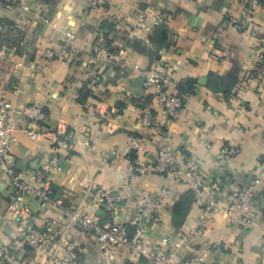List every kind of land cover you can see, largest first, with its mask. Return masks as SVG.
Segmentation results:
<instances>
[{
  "label": "crops",
  "instance_id": "crops-1",
  "mask_svg": "<svg viewBox=\"0 0 264 264\" xmlns=\"http://www.w3.org/2000/svg\"><path fill=\"white\" fill-rule=\"evenodd\" d=\"M246 1L115 0L98 9L85 0L0 2V47L12 49L0 61V98L10 100L15 110L42 104L44 129L54 133L64 125L71 136L70 147L62 151V170L51 176L55 198L66 207L99 214L104 222L129 225L136 219L135 204L117 207L116 213L96 209L91 191L124 187L136 163L149 162L161 149L175 153L181 165L195 157L202 173L217 183L220 208L206 217L205 238L194 241L210 248L206 264H264V62L254 56L264 37V0L247 34L235 26ZM141 13L146 17L142 28L137 26ZM66 28L75 39L65 61L47 59L45 50H59ZM100 34L109 38L113 56L96 66L91 47ZM156 68L171 73L168 90L184 102L173 121L164 120L161 106L144 87L147 74ZM94 74L98 84L90 87ZM146 106L157 117L158 128L142 126ZM131 134L144 150L126 158L123 151ZM52 144L49 139L35 143L18 133L11 149L18 172L43 169ZM224 148L234 154L220 160ZM256 179L262 184L254 227L231 224L225 209L242 186ZM132 185L133 199L147 191L162 204L158 217L144 222L145 245L153 251L170 238L176 261H187L190 249L174 245L199 219L207 192L187 177L138 176ZM162 188L174 189L176 196H160ZM14 197L0 174V247L10 249L0 264H102L92 235L59 219L60 208H42L38 199L27 196L29 226L53 225L56 235L41 253H32L17 231ZM120 264L153 262L125 249Z\"/></svg>",
  "mask_w": 264,
  "mask_h": 264
},
{
  "label": "built area",
  "instance_id": "built-area-1",
  "mask_svg": "<svg viewBox=\"0 0 264 264\" xmlns=\"http://www.w3.org/2000/svg\"><path fill=\"white\" fill-rule=\"evenodd\" d=\"M15 1V0H0ZM115 0H85V3L92 9L107 8ZM244 9L241 11L235 26L239 32L249 33L254 26V14L261 4L259 0H247ZM146 17L139 14L137 26L142 28L145 25ZM75 39L71 29H64L62 45L59 50L48 48L44 56L47 59L65 61L69 47ZM12 49L0 47V61L6 59ZM92 62L99 66L113 56L109 38L100 34L94 40L91 47ZM254 56L264 62V37L261 38V47L257 49ZM171 83V73L164 68H156L150 71L145 80V90L154 97L156 103L162 108V115L166 122L176 119L184 107V102L179 95L171 94L168 87ZM98 84V75L94 74L89 86L95 87ZM17 93V92H15ZM47 119L45 107L39 103H31L21 109H14L12 102L0 98V174L1 178L14 191V203L11 210L18 217L17 231L22 236L24 244L34 253H41L47 245L55 242L56 235L53 225L45 227L29 226L32 219L30 209L25 205V198L33 196L39 200L41 207L53 205L61 209L59 219L67 220L69 225H74L82 231L92 235L100 246L102 264H120L121 254L125 249L140 258L148 259L153 264H206L210 248L198 245L194 241H201L207 232L206 217L211 213L219 211V204L216 198L217 183L206 177L201 170V165L195 157H187L181 165L175 153L168 149H161L147 163H136L133 173L124 187L115 192L107 191L96 187L90 193V203L96 209L107 210L111 208L115 213L117 207L130 208L135 204L136 219L132 224H120L104 222L97 215L90 213L82 207H66L61 199L55 198L52 187L51 176L54 172L62 170V151L70 147V138L64 125L57 130L49 132L44 129ZM142 126L155 129L159 121L154 115L150 106H146L142 117ZM21 133L31 141L37 143L41 139L52 141L50 157L43 169L38 172L21 174L16 168L15 159L11 153L12 146L17 143V134ZM89 144V143H87ZM144 150V145L138 137L131 134L127 137L123 156L129 158L131 154ZM234 151L224 148L222 157L228 158ZM158 175L171 180H179L187 177L192 185L199 191L207 192V200L202 204V212L199 219L188 227L182 240L175 244V247H188L190 249L189 259L185 262H177L175 254L170 250V238H164L161 245L155 250L145 245L146 229L144 222L147 219H156L161 211L162 204L159 197L147 191H141L135 199L132 198V184L138 176ZM262 181L253 180L251 183L242 186L234 195L232 202L225 209L231 224L241 225L252 229L255 225L254 218L257 215V193ZM160 196L174 198L176 191L171 188H162ZM3 221V214L0 205V226ZM133 227V233L130 232ZM10 255V249L6 246L0 247V259ZM71 258H76L75 253H70Z\"/></svg>",
  "mask_w": 264,
  "mask_h": 264
},
{
  "label": "water",
  "instance_id": "water-1",
  "mask_svg": "<svg viewBox=\"0 0 264 264\" xmlns=\"http://www.w3.org/2000/svg\"><path fill=\"white\" fill-rule=\"evenodd\" d=\"M99 213H102V211H100ZM99 218H100V220H101V224H103L104 223V221L102 220V217H101V215H97ZM113 221V220H112ZM112 221H110L109 223L111 224V223H113Z\"/></svg>",
  "mask_w": 264,
  "mask_h": 264
},
{
  "label": "trees",
  "instance_id": "trees-1",
  "mask_svg": "<svg viewBox=\"0 0 264 264\" xmlns=\"http://www.w3.org/2000/svg\"><path fill=\"white\" fill-rule=\"evenodd\" d=\"M260 1V0H259ZM110 44V43H109ZM131 157V156H130Z\"/></svg>",
  "mask_w": 264,
  "mask_h": 264
}]
</instances>
